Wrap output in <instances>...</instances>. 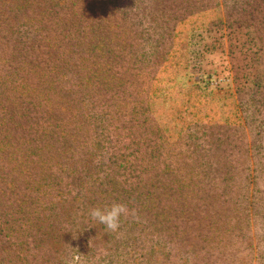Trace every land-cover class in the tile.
<instances>
[{
	"label": "rangeland",
	"instance_id": "1",
	"mask_svg": "<svg viewBox=\"0 0 264 264\" xmlns=\"http://www.w3.org/2000/svg\"><path fill=\"white\" fill-rule=\"evenodd\" d=\"M257 126L264 0H0V264H264Z\"/></svg>",
	"mask_w": 264,
	"mask_h": 264
},
{
	"label": "clouds",
	"instance_id": "2",
	"mask_svg": "<svg viewBox=\"0 0 264 264\" xmlns=\"http://www.w3.org/2000/svg\"><path fill=\"white\" fill-rule=\"evenodd\" d=\"M91 219L98 221L100 224L106 226L110 232H118L121 227V217L135 216L136 210L129 209L128 205L121 202H113L109 206L95 207L89 210ZM81 261L80 255H74L71 259L66 261V264H79Z\"/></svg>",
	"mask_w": 264,
	"mask_h": 264
},
{
	"label": "trees",
	"instance_id": "3",
	"mask_svg": "<svg viewBox=\"0 0 264 264\" xmlns=\"http://www.w3.org/2000/svg\"><path fill=\"white\" fill-rule=\"evenodd\" d=\"M174 40H175V37H174ZM167 62V61H166ZM247 125V124H246ZM246 125H237V124H234V125H225V126H227V127H232V128H234V129H238V130H244L247 126ZM257 130H258V134L260 135L262 132H264V129L261 127V126H257ZM262 135V134H261ZM260 135V136H261ZM218 136H224V139H231L232 138V135H218ZM261 156H262V158L264 159V152H262V154H261ZM263 171H260V172H258L257 174H261ZM250 178H251V176H250V174H249V179H248V184H250L249 183V180H250ZM259 178V176H254V180H257ZM260 179V178H259ZM260 199H262L263 200V202H259V203H254L255 205H256V208H259L258 209V212H259V210L262 212L261 214H263L264 215V195L262 196V198H260ZM260 213V212H259ZM249 222H247V225H249L248 224ZM264 224V223H263Z\"/></svg>",
	"mask_w": 264,
	"mask_h": 264
}]
</instances>
